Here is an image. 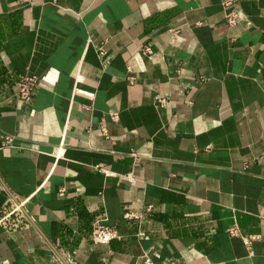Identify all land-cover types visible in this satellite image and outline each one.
Listing matches in <instances>:
<instances>
[{
	"label": "crops",
	"instance_id": "crops-1",
	"mask_svg": "<svg viewBox=\"0 0 264 264\" xmlns=\"http://www.w3.org/2000/svg\"><path fill=\"white\" fill-rule=\"evenodd\" d=\"M239 9L0 0V264H264V0Z\"/></svg>",
	"mask_w": 264,
	"mask_h": 264
},
{
	"label": "built area",
	"instance_id": "built-area-1",
	"mask_svg": "<svg viewBox=\"0 0 264 264\" xmlns=\"http://www.w3.org/2000/svg\"><path fill=\"white\" fill-rule=\"evenodd\" d=\"M32 0H24V4L26 6L30 5ZM240 0H220V6L222 8L223 17L229 27L242 26L248 27L250 25L249 20L239 9ZM98 56L100 61L103 64H107L108 58L102 49L99 47L97 49ZM144 53L146 55H151V51L148 48L144 49ZM38 81L35 77L30 76H22L18 79L17 83L14 85L15 91L14 96L18 101H25L29 99L33 93V91L37 88ZM75 93L79 95H84L86 97H92V93H88L86 91L75 89ZM166 103V99L162 96H158L155 98L154 104L156 107L163 106ZM109 117L113 121H117L118 114L110 113ZM103 133H105V129H101ZM13 136H1L0 148L12 147L14 144ZM57 156V155H56ZM97 170L101 173L106 174L103 167H96ZM59 196L63 197L64 193L61 191ZM19 211V208L16 209ZM231 234H235V229H231L229 231ZM120 235L118 231L114 227H108L102 223L101 220H95L91 224V233L90 240L95 245H108L111 241L120 239ZM250 239H246L245 243L249 244ZM141 264H154L151 259L144 255Z\"/></svg>",
	"mask_w": 264,
	"mask_h": 264
}]
</instances>
